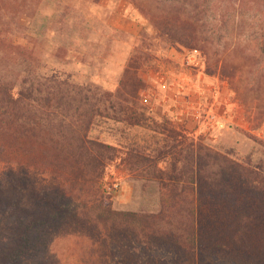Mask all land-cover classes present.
Masks as SVG:
<instances>
[{"label":"trees","instance_id":"trees-1","mask_svg":"<svg viewBox=\"0 0 264 264\" xmlns=\"http://www.w3.org/2000/svg\"><path fill=\"white\" fill-rule=\"evenodd\" d=\"M1 1L0 45L15 55L22 69L16 83L6 77L0 81V163L45 173L55 180L60 201L48 209L54 228L67 222L83 234L76 242L75 263L264 264V160L237 158L229 150L178 132L180 142L190 140V149L184 154L181 144L178 151H173L178 144L172 145L173 150L162 155L171 160L165 181L185 185L176 190L164 183L156 211L113 209L104 179L107 164L118 158L117 150L91 132L102 115L111 121L141 124L144 79L131 62L114 91L39 70L32 49L8 41L16 14L9 15L4 9L6 0L3 6ZM166 1L187 2L190 8L189 1ZM195 8L180 13L181 8L169 6L151 14L150 21L162 36L182 44L183 38L195 40L203 32L197 27ZM261 87L257 82L252 88ZM139 151L131 160L143 159ZM181 194L183 200L178 199ZM44 216L42 212L25 224L19 216L10 221L5 218L3 226L14 238L0 239V264L29 262L26 254L19 261V249L34 248L37 229L50 232L53 227ZM84 226L89 233H83ZM43 260L37 259L39 264Z\"/></svg>","mask_w":264,"mask_h":264},{"label":"rangeland","instance_id":"rangeland-1","mask_svg":"<svg viewBox=\"0 0 264 264\" xmlns=\"http://www.w3.org/2000/svg\"><path fill=\"white\" fill-rule=\"evenodd\" d=\"M157 1L6 0L4 6L9 15L16 14L8 41L32 49L39 70L63 73L75 82L95 83L114 91L131 62L144 79L140 92L145 105L141 124L111 121L102 115L91 132V136L116 147L118 158L107 164L104 187L112 208L118 211H156L164 183L174 185L171 187L176 190L185 185L165 181L170 173L166 171L171 168L167 162L171 160L162 155L173 150L172 145L178 144L173 150L178 151L181 144L184 154L190 149V140L180 142L178 132L219 150H229L237 158L264 160V0H184L190 2V8L196 7L197 27L203 32L195 40L183 38L182 44L162 36L150 15L166 11L169 6L185 13L190 9L187 2ZM1 3L3 6L4 0ZM191 49L199 53L188 62L186 55ZM14 57L0 45V81L4 77L18 81L22 67ZM234 71L236 74L231 77ZM213 81L225 82L232 90L238 106L253 121L254 130L229 123L226 128L215 130L205 126L194 136L175 127L173 121L199 119L197 102L207 97V86ZM257 82L262 87L254 90ZM203 86L205 90H201ZM197 87L201 94L195 92ZM173 89L178 90L176 95L183 102L179 106L182 117L160 103L167 93L173 95ZM138 151L144 157L135 162L130 157ZM186 161L183 158V163ZM184 164L190 169L189 163ZM162 168L165 174L161 178L158 173ZM178 199L183 200L182 194ZM59 201L50 175L0 163V239L14 238L3 226L5 218L10 221L19 216L26 220L25 224L43 212L53 227L50 232L36 230L31 242L34 248L19 249L20 262L26 254L27 264H39L37 259L41 257L44 264H76V242L83 234L67 222L54 228V216L48 209ZM82 231L89 233L85 226Z\"/></svg>","mask_w":264,"mask_h":264},{"label":"crops","instance_id":"crops-1","mask_svg":"<svg viewBox=\"0 0 264 264\" xmlns=\"http://www.w3.org/2000/svg\"><path fill=\"white\" fill-rule=\"evenodd\" d=\"M198 87L195 92L201 94L200 88ZM173 90L175 91L173 95L167 93L166 96L162 97L160 103L162 107L165 106L167 109H175L179 114V111H181L179 106H181L183 102L181 98L176 95V91L178 90ZM201 90H205L204 86ZM207 90L209 91L207 97H203V99L200 98L201 100L198 98L196 116L199 119L197 121H173L177 129L181 128L189 135L198 136L205 126L208 129L215 130L226 128L229 123H235L243 129L252 131L253 121L247 119V111L243 110L241 105L238 106L237 100L233 97L232 90L229 89L225 82L221 84L218 83V81H213V83L207 86ZM202 108H204V118L201 116ZM182 116V113L178 115V117Z\"/></svg>","mask_w":264,"mask_h":264},{"label":"built area","instance_id":"built-area-1","mask_svg":"<svg viewBox=\"0 0 264 264\" xmlns=\"http://www.w3.org/2000/svg\"><path fill=\"white\" fill-rule=\"evenodd\" d=\"M198 53H199V51L197 49H191L186 55L187 61L190 62L191 60H193ZM114 186L117 187L118 184L115 183Z\"/></svg>","mask_w":264,"mask_h":264},{"label":"clouds","instance_id":"clouds-1","mask_svg":"<svg viewBox=\"0 0 264 264\" xmlns=\"http://www.w3.org/2000/svg\"><path fill=\"white\" fill-rule=\"evenodd\" d=\"M217 16H218V14H217Z\"/></svg>","mask_w":264,"mask_h":264}]
</instances>
